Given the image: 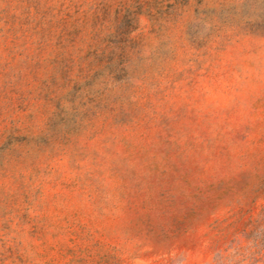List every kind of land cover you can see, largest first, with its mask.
Instances as JSON below:
<instances>
[{"label":"rangeland","instance_id":"obj_1","mask_svg":"<svg viewBox=\"0 0 264 264\" xmlns=\"http://www.w3.org/2000/svg\"><path fill=\"white\" fill-rule=\"evenodd\" d=\"M0 264H264V0H0Z\"/></svg>","mask_w":264,"mask_h":264}]
</instances>
